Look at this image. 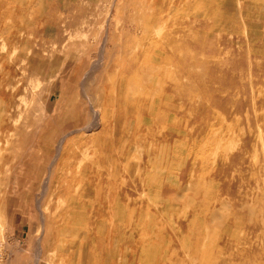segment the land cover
<instances>
[{
  "label": "rangeland",
  "instance_id": "rangeland-1",
  "mask_svg": "<svg viewBox=\"0 0 264 264\" xmlns=\"http://www.w3.org/2000/svg\"><path fill=\"white\" fill-rule=\"evenodd\" d=\"M164 45L174 63L154 72L173 84L184 71L171 119L209 118L225 138L193 152L194 184L172 189L174 207L135 190L139 111L112 107L115 141L93 119L127 54L135 73ZM128 139L134 164L117 184L136 191L133 214L97 192L104 156ZM0 264H264V0H0Z\"/></svg>",
  "mask_w": 264,
  "mask_h": 264
},
{
  "label": "bare ground",
  "instance_id": "bare-ground-1",
  "mask_svg": "<svg viewBox=\"0 0 264 264\" xmlns=\"http://www.w3.org/2000/svg\"><path fill=\"white\" fill-rule=\"evenodd\" d=\"M166 45L152 47V54L149 56H145V62L142 66H140V68L135 71V73L133 72L138 65L136 54L133 51V53H131L130 55L127 54V57L124 60V63L126 65L122 67V70L124 71V73L122 74V78L114 80L110 79L109 82H107L105 86H103L102 89L104 91L102 93V97L98 104L95 106L96 109H94V115H92L94 119V125L98 126L100 124L103 131H105L106 140L112 139L115 141V137L117 135L120 136V139H124V134L123 132H121V127L118 123L119 120L118 122L115 121V124H113L109 120L111 112L113 111L112 107H119L121 111H124L126 114H128V112H131V115L133 114V110L139 111V118L143 119V123L140 124V126L142 128H146V133L145 135H143L140 134V132L134 131L133 142L136 141V143L139 142L142 144V150L140 152L141 157L140 162H138V168L143 170L144 176L140 180V183L137 185V188L135 187V190L141 191L143 193H149L153 190V192L159 197L165 198V202L163 201L165 207H174V204L169 201V196L172 189L177 188L178 190L184 191L185 189H183V184L186 181L187 188L191 187L192 184H194L189 180L195 173V169L198 168V163L191 160V155L193 154V152L203 147V149H205V145H207L208 143L211 144L215 141L219 144L224 143L225 138L223 139L220 132L214 131L215 123L209 122V118L200 126L191 127L192 129H188V126L186 127L183 125L184 117L179 116L171 119V114H179L181 113V111H183L184 108V95L182 85L184 79V71L179 68L174 71V74H178V77H180L181 79L174 80L173 84H167V72H165V74L161 72H154L153 66L157 65V63H174L173 57L167 55V51L165 50ZM144 52V49L141 50L140 55ZM150 63L152 67L148 68L147 70V66ZM180 73L182 76L179 75ZM142 77L144 78L145 82H142ZM117 83L119 84V86H117ZM134 83H138V86H143L141 92L135 91L136 93H134L132 96L126 93L125 89H128V87L130 89L131 87H133ZM155 84H157V86H155ZM136 89H138L137 86ZM39 95L41 94L38 93V96ZM36 99L37 98L35 96V101ZM39 100L38 103L40 102ZM145 104L147 105V107ZM110 108L112 110H110ZM195 110L197 111L198 109ZM133 119L134 118L132 117L127 121V125L125 128H132L133 126H136V124L133 125ZM180 125H182V127H180ZM172 127L179 128V130L176 129L177 131L175 130L174 133L170 134V129H172ZM120 132L121 134H119ZM110 134H112V136L109 137ZM130 149L131 142L128 139L125 142L123 141V143L120 144L117 149H115V154L113 155V157L111 156V154L104 156L102 163L103 166L98 173L100 174L98 175L100 186L97 189V192L102 193L103 191H106L109 197H111V195L115 197L116 201L110 202L107 205L110 210L117 209V211H122V209H124V211H128L129 214H133V193H136V191H133V187L128 188L126 186V180L122 181L120 185L117 184V180L120 177L129 174L132 170H130L129 167H132L134 163L130 162L133 164L131 166H128L127 162V156L130 153ZM129 156L131 155L129 154ZM173 162L176 163L174 164V166H176L177 168L174 171H169V168ZM203 166V168L208 167L205 166V164ZM104 172L105 177L101 175ZM152 182L154 185H156L155 187L154 185H149V183ZM188 190L189 189H187V191ZM214 197L215 196L213 195L210 200ZM122 199L127 200L125 206H123L121 203ZM214 210L215 209H213L211 214L215 213ZM114 250H116L115 247ZM89 253L90 252H88V254ZM89 257L91 258V256Z\"/></svg>",
  "mask_w": 264,
  "mask_h": 264
}]
</instances>
